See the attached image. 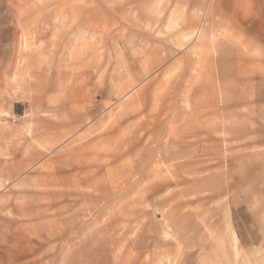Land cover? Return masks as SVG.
Segmentation results:
<instances>
[{
    "label": "rangeland",
    "instance_id": "374dc122",
    "mask_svg": "<svg viewBox=\"0 0 264 264\" xmlns=\"http://www.w3.org/2000/svg\"><path fill=\"white\" fill-rule=\"evenodd\" d=\"M262 9L0 0V264H264Z\"/></svg>",
    "mask_w": 264,
    "mask_h": 264
},
{
    "label": "bare ground",
    "instance_id": "6f19581e",
    "mask_svg": "<svg viewBox=\"0 0 264 264\" xmlns=\"http://www.w3.org/2000/svg\"><path fill=\"white\" fill-rule=\"evenodd\" d=\"M6 8V7H5ZM79 9V8H78ZM214 11V10H213ZM212 12V11H211ZM65 14V13H64ZM204 14V13H203ZM195 19V18H194ZM119 20V19H118ZM207 21V20H206ZM192 23V22H191ZM210 25V24H209ZM206 27V26H205ZM199 29V28H198ZM202 29V28H201ZM209 30V29H208ZM200 31V30H199ZM202 31V30H201ZM25 33V32H24ZM22 34L23 36H25L26 37V35L25 34ZM201 34V33H200ZM203 35L202 36H200V38H210V39H212V43H213V47L214 48H216V45H217V47H218V45H219V42L217 41L216 42V40H214L213 41V36L212 35H210V34H208V33H202ZM20 38V37H19ZM19 40V39H18ZM36 40V39H35ZM22 42H23V39H22ZM75 42V41H74ZM23 45V44H22ZM25 46V45H24ZM24 46H23V48H24ZM21 47V46H20ZM73 47V46H72ZM18 49V48H17ZM21 49V48H20ZM66 50V49H65ZM20 51V50H19ZM24 53V52H23ZM212 55V54H211ZM23 58V57H22ZM209 58V57H208ZM101 61V60H100ZM18 63V62H17ZM16 63V64H17ZM51 64V63H50ZM24 69V68H23ZM47 71V70H46ZM226 79H228V78H226ZM224 84H228V81H224L223 82ZM141 85V84H140ZM225 94H227V93H225ZM213 95V94H212ZM226 96L224 95V98H223V100H227L226 98H225ZM215 99V98H214ZM65 102V101H64ZM162 102V101H161ZM228 102V101H227ZM186 103H188V102H186ZM137 104V103H136ZM209 104V103H208ZM212 104V103H211ZM229 105V104H228ZM228 105H227V103L224 105L225 107L224 108H228ZM145 106V105H144ZM156 112V111H155ZM88 120V119H87ZM212 127H213V125H211V127H209V130H211L212 131ZM196 130V129H195ZM198 132V131H197ZM191 133H193V132H191ZM208 139V138H207ZM208 145V144H207ZM158 152V151H157ZM20 160V159H19ZM182 164V163H181ZM153 165V164H152ZM79 166V165H78ZM167 169V168H166ZM161 171V170H160ZM80 172V171H79ZM130 176V175H129ZM109 181V180H108ZM164 185V184H163ZM167 186V185H166ZM177 186V185H176ZM117 187V186H116ZM102 189V188H101ZM155 189V188H154ZM158 189V188H157ZM142 192V191H141ZM118 199V198H117ZM178 199V198H177ZM166 204V203H165ZM192 207V206H191Z\"/></svg>",
    "mask_w": 264,
    "mask_h": 264
},
{
    "label": "crops",
    "instance_id": "0c3cea01",
    "mask_svg": "<svg viewBox=\"0 0 264 264\" xmlns=\"http://www.w3.org/2000/svg\"><path fill=\"white\" fill-rule=\"evenodd\" d=\"M214 10V9H213ZM212 11V10H211ZM262 11L264 12V9H262ZM254 42H256V40L254 39Z\"/></svg>",
    "mask_w": 264,
    "mask_h": 264
}]
</instances>
